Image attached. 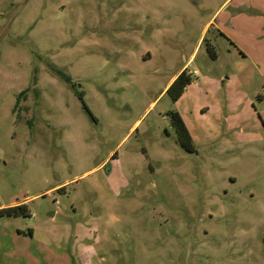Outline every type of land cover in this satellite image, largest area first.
Returning a JSON list of instances; mask_svg holds the SVG:
<instances>
[{
  "label": "rangeland",
  "instance_id": "obj_1",
  "mask_svg": "<svg viewBox=\"0 0 264 264\" xmlns=\"http://www.w3.org/2000/svg\"><path fill=\"white\" fill-rule=\"evenodd\" d=\"M226 1L0 0V264H264V0L166 89Z\"/></svg>",
  "mask_w": 264,
  "mask_h": 264
},
{
  "label": "crops",
  "instance_id": "obj_2",
  "mask_svg": "<svg viewBox=\"0 0 264 264\" xmlns=\"http://www.w3.org/2000/svg\"><path fill=\"white\" fill-rule=\"evenodd\" d=\"M233 2L237 3L235 6L237 12L233 15H227L226 21L224 20L221 22L218 21L220 15L217 16V14L220 10L207 20V22L203 27V32L199 38L196 48L194 49L192 54L187 58L186 62L180 68L179 72L169 81L166 89H168L172 85V83L184 70L188 71V66L191 65V63L193 64L200 55H202L203 59L210 57L206 50V34L208 33L209 30L211 29L216 30L224 37H226L227 40H229V42H231L236 47H238V45H237V41L235 40L236 39L235 37L237 38L251 37V36L254 37L255 35H257V33L260 30V29L258 30L257 27L259 28L261 27L260 21H262V19L258 18L257 20L256 16L252 17L248 12H250V10H254V11L262 10V0H227L226 1L228 6L231 5ZM223 6H225V3ZM204 44H205V48H203ZM247 57L249 58V56ZM217 59H219V56ZM205 69L207 70L208 68L205 66ZM188 72L192 76L197 75V72L194 73H192V71H188Z\"/></svg>",
  "mask_w": 264,
  "mask_h": 264
},
{
  "label": "trees",
  "instance_id": "obj_3",
  "mask_svg": "<svg viewBox=\"0 0 264 264\" xmlns=\"http://www.w3.org/2000/svg\"><path fill=\"white\" fill-rule=\"evenodd\" d=\"M206 50L213 60L217 59V52L209 42L206 43ZM192 83L193 76L187 70H184L167 90V93L170 95L171 101L177 102L178 100H180V98L186 92L188 86H190ZM24 94L25 92L22 93L21 96H23ZM83 96L84 95L82 93V99ZM169 117L176 131L178 143L180 144V146L187 152H196L192 136L181 114L177 111H171L169 112ZM1 213L6 214L9 217H19L30 215V210L26 204H21L19 206L4 209L1 211Z\"/></svg>",
  "mask_w": 264,
  "mask_h": 264
}]
</instances>
